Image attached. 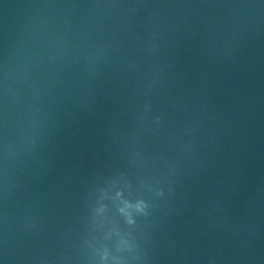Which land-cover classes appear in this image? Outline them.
<instances>
[{
  "label": "water",
  "instance_id": "water-1",
  "mask_svg": "<svg viewBox=\"0 0 264 264\" xmlns=\"http://www.w3.org/2000/svg\"><path fill=\"white\" fill-rule=\"evenodd\" d=\"M0 264H264V0H0Z\"/></svg>",
  "mask_w": 264,
  "mask_h": 264
}]
</instances>
